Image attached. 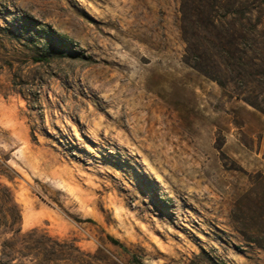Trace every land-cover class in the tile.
<instances>
[{
	"label": "rangeland",
	"instance_id": "obj_1",
	"mask_svg": "<svg viewBox=\"0 0 264 264\" xmlns=\"http://www.w3.org/2000/svg\"><path fill=\"white\" fill-rule=\"evenodd\" d=\"M183 2L0 0V264H264V113L184 61Z\"/></svg>",
	"mask_w": 264,
	"mask_h": 264
},
{
	"label": "trees",
	"instance_id": "obj_2",
	"mask_svg": "<svg viewBox=\"0 0 264 264\" xmlns=\"http://www.w3.org/2000/svg\"><path fill=\"white\" fill-rule=\"evenodd\" d=\"M181 30L187 44L184 61L223 88L240 84L237 97L264 113L257 91L264 93V0H184ZM2 166L0 159V175ZM0 206L7 208L0 212V224L14 230L22 212L1 181Z\"/></svg>",
	"mask_w": 264,
	"mask_h": 264
}]
</instances>
